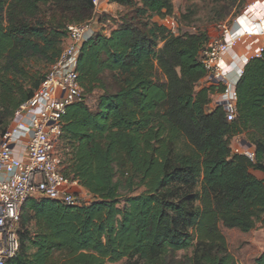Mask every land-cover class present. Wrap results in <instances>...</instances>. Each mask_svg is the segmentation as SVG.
<instances>
[{"label": "trees", "instance_id": "trees-1", "mask_svg": "<svg viewBox=\"0 0 264 264\" xmlns=\"http://www.w3.org/2000/svg\"><path fill=\"white\" fill-rule=\"evenodd\" d=\"M108 2L127 12L82 45L81 98L67 108L60 139L63 176L91 200H28L7 264H237L221 229L264 231V44L243 67L237 116L227 122L220 108L208 110L207 29L177 34L189 17L176 18L170 0ZM212 6L220 24L245 7ZM94 12L92 0H0V138L60 56L67 28ZM167 17L175 33L162 25ZM238 135L253 161L232 153Z\"/></svg>", "mask_w": 264, "mask_h": 264}, {"label": "built area", "instance_id": "built-area-1", "mask_svg": "<svg viewBox=\"0 0 264 264\" xmlns=\"http://www.w3.org/2000/svg\"><path fill=\"white\" fill-rule=\"evenodd\" d=\"M259 1L245 6L230 28L223 25L221 38L209 40L200 52V62L206 71L203 85L214 89L208 110L220 108L227 122L237 116L236 84L243 67L263 50V45H259L253 51L238 53L246 40L264 37V11L259 12ZM99 2L92 0L94 7ZM243 21L245 27L240 26ZM162 25L176 32L173 17L165 18ZM96 33L92 20L67 28L60 56L33 97L18 108L12 125L0 138V264H7L19 251L20 216L28 200L48 199L66 205L79 202L73 191L78 185L61 172L62 118L67 108L81 98L77 60L82 45ZM232 51L240 60L237 68L232 61L225 60ZM231 150L254 160V148L241 135L232 139Z\"/></svg>", "mask_w": 264, "mask_h": 264}, {"label": "rangeland", "instance_id": "rangeland-1", "mask_svg": "<svg viewBox=\"0 0 264 264\" xmlns=\"http://www.w3.org/2000/svg\"><path fill=\"white\" fill-rule=\"evenodd\" d=\"M253 1L254 0H244V5L247 6ZM170 2L173 7V15L176 18H180L183 14L189 17L188 22L186 21V23L179 25L177 34L184 32L193 33L196 29L201 30L206 28L209 40L220 39L223 33V25L230 28L232 20L242 12L241 11L232 19L229 17L224 23L220 24L212 22V18L214 17V13L211 10V7H213L212 0H170ZM126 12V9L115 4H110L108 0H100L99 4L95 7V12L92 18L96 31L108 35L110 31L115 28L120 17ZM234 12L235 10H233L231 14ZM153 20L158 21L156 17ZM48 70L49 69L47 68L46 71H44V74ZM85 100L90 107L94 106V97H87ZM250 172L258 178L263 177L258 171ZM73 191L81 203H88L91 200L88 195L80 193L78 186L73 187ZM221 232L226 238L228 251L237 264H253L254 259L264 253V231L260 228V225H257L255 229L249 233H241L238 230H228L224 228L221 229Z\"/></svg>", "mask_w": 264, "mask_h": 264}, {"label": "crops", "instance_id": "crops-1", "mask_svg": "<svg viewBox=\"0 0 264 264\" xmlns=\"http://www.w3.org/2000/svg\"><path fill=\"white\" fill-rule=\"evenodd\" d=\"M258 7L259 8V12H263L264 11V0H260L258 3ZM245 22L243 21V23L240 25L241 27H245ZM238 27H235V29ZM264 44V37H256L254 39H249L245 41V45L242 46L241 48H239L238 53H241V55L243 54V52L245 51H253L255 50V48L259 45H263ZM226 61H232L233 65L237 68L240 66V60L237 57V59L235 58L234 52H230L229 55L225 58ZM78 189L80 190L81 194L87 195L86 191L83 190L82 188H80L78 186ZM79 192V191H78ZM79 194V193H78Z\"/></svg>", "mask_w": 264, "mask_h": 264}]
</instances>
